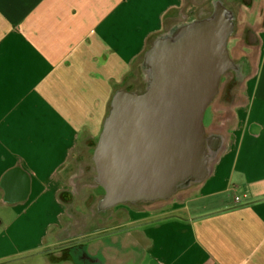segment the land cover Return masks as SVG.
Wrapping results in <instances>:
<instances>
[{"label": "crops", "instance_id": "crops-1", "mask_svg": "<svg viewBox=\"0 0 264 264\" xmlns=\"http://www.w3.org/2000/svg\"><path fill=\"white\" fill-rule=\"evenodd\" d=\"M185 2L0 0V264L40 250L50 264H70L54 261L68 225L50 244L6 248L42 225L47 204L53 225L63 224L59 171L97 144L115 92L128 88L152 39L185 18ZM254 2L242 24L261 28L260 55L231 107L212 112L226 139L212 174L161 210L123 221L138 222V250L116 236V248L89 250V264H264V0Z\"/></svg>", "mask_w": 264, "mask_h": 264}, {"label": "water", "instance_id": "water-1", "mask_svg": "<svg viewBox=\"0 0 264 264\" xmlns=\"http://www.w3.org/2000/svg\"><path fill=\"white\" fill-rule=\"evenodd\" d=\"M214 2L207 16L175 20L152 39L138 65L144 90L115 92L93 153L98 211L168 202L212 174L226 139L208 132L205 115L236 67L237 27L226 1Z\"/></svg>", "mask_w": 264, "mask_h": 264}, {"label": "rangeland", "instance_id": "rangeland-1", "mask_svg": "<svg viewBox=\"0 0 264 264\" xmlns=\"http://www.w3.org/2000/svg\"><path fill=\"white\" fill-rule=\"evenodd\" d=\"M193 1L195 2V5H199L201 9L203 6L207 5L205 4L207 0L206 1L186 0L184 7L182 6L183 8H185L182 14L183 13L184 15L186 14V8ZM225 1L229 5L231 4L235 7L237 25L238 27L241 26V31L243 32L242 34L235 33L234 36L230 39L229 50L231 56L234 59V56L236 57L238 50L245 51V53L248 54L247 56L250 57V62L253 69L260 55L259 45L261 42V35L259 31L261 30V28H255L250 25L252 27V29H250L248 28L247 24H242V23H246V18L248 15V14L246 15L244 8H246V6L255 8L256 7L255 2L254 0H225ZM206 14H208V12ZM206 14L203 13L201 15L205 16ZM250 15L252 18H254L253 14ZM262 24H264V21ZM247 45L251 46L252 48L251 49L246 48ZM141 60L142 58L140 59L139 63L141 62ZM137 67L132 72V75H134L133 79H131L132 81L136 80V78L138 81V75L136 74ZM226 79L227 77H225V79L221 81V87H220L221 89H223L222 87L224 86L225 84L224 81ZM214 108H215V104L213 103L209 106L205 115V126L208 132L220 128V121L218 120L220 119V117L216 120L215 118L211 120L212 112L214 111ZM223 115L224 113L221 114L220 116L222 117ZM228 115L229 113L225 114L226 117H228ZM221 124L225 126V123L222 122ZM95 146L94 147L92 146L90 147L89 145L84 146L78 155H74L70 157L69 161L66 163V165H64V167L58 173L59 180L62 183V187H63V190L60 194V200L62 206L64 207V214L66 212L68 214V216L66 215L65 217L64 215V217L62 218L63 224L59 223L57 226L53 225L55 222L53 218V214H51V210H53V207L51 204H47V208H46L47 217L43 220L42 225H32L30 230L26 231L27 233L25 234V238L18 237L13 239V241L8 242L7 245L8 248H6V252L19 251L25 248H29L30 246L39 244L40 242L45 243L48 241V244H50L53 242L52 236L53 237L56 236L57 239H59V232H61L62 230L68 231L69 229L73 234V232L75 231L77 232L76 229L77 225L82 222V221L79 222L78 219L81 218L83 215H89L92 214L93 211H95V209L97 208L96 206L98 200L102 197L104 193L103 189L101 187L96 186L93 183L82 184V183H77V181L75 180L81 175L88 174L87 170L89 169L90 172L94 173L93 176L96 175L95 172L96 170L91 157L92 153L94 152L93 150L95 149ZM191 190L187 193L188 194L191 193L192 192ZM168 202H163L162 205H157L156 207L152 208L153 210H149V211L155 212L157 210H161L165 205H167L166 203ZM121 207L122 206L112 209L110 220L107 219L104 221L103 219L102 220L100 219L98 220L99 224L105 228H108L109 231H112L115 229V226L120 224V222L123 221L124 223L129 222V214H126V211L124 209H120ZM1 213L2 211L0 208V217H1ZM117 215L120 219L119 220L120 222L115 221ZM133 217L138 218V215H134ZM66 218L68 219V222H66ZM61 225L63 226V228L61 227ZM67 225H68V229L66 228ZM4 227L7 226H3L0 224V232L4 229ZM44 231L46 233L45 240H44ZM130 237L131 238L129 240L126 239L128 241V242L126 241V243H129L131 240L133 241L135 240L133 236ZM138 241H141L139 237H138ZM5 244H7V242H5ZM69 249H71L70 253L72 255V253H74L72 247ZM43 252L44 250H40V251L32 252L30 254H25L24 256H22V258H19L17 261L8 264H50V261L43 259V254H42ZM128 264H138V263L129 261Z\"/></svg>", "mask_w": 264, "mask_h": 264}, {"label": "flooded vegetation", "instance_id": "flooded-vegetation-1", "mask_svg": "<svg viewBox=\"0 0 264 264\" xmlns=\"http://www.w3.org/2000/svg\"><path fill=\"white\" fill-rule=\"evenodd\" d=\"M214 1L215 0H207V2H205V4L207 5L203 6L202 9L199 7V5H195L194 1L191 2V4L186 8L185 18L183 19L207 16L212 11L215 5ZM226 4L229 9H232L233 11L236 10L233 5L231 4L229 5L227 2ZM207 12L208 14H206L205 16H201V14L207 13ZM235 33H238V34L243 33L241 31V26L238 27L237 25ZM246 48L251 49L252 47L247 45ZM247 55L248 54L245 53V51L238 50L236 57L234 56L236 67L232 69L230 72H228L223 77V79H225V77H227V79L224 81L225 84L222 87L223 89L220 88V92L217 98L215 99V101L213 102L215 105H220L226 108H230L231 105L236 101L237 97H239V92L244 87L245 76H247L253 70L251 66V62H250V57ZM136 73H138V68H137ZM142 81L145 83L144 78L138 73V81L130 80L128 82V88L132 89L130 88V86L132 85L137 86L138 83H142ZM209 133L219 134L221 133V131L220 129H214L210 131ZM87 173L88 174L81 175L80 177L76 178L75 180L77 181V183H82V184L93 183L94 184V181H93L94 176H95V175L93 176L94 173L90 172V169L87 170ZM197 186L198 184L193 185L188 190L194 189ZM162 204L163 203H156V204H151V205H140V206L138 205L122 206L120 209H124L126 211V214H129V219H130V218H134L133 217L134 215H138V213H141V211L149 212V210H153L152 208L156 207L157 205H162ZM111 211L112 210L102 213L98 211L97 209H95V211H93L92 214L83 215L81 218H79L78 221L79 222L82 221V222L77 225V228H76L77 232L75 231L72 235L68 236L66 240L67 242L57 247L58 250L56 252H62V254L60 256H56L54 258V261H59L61 263L64 261L68 263L70 261V264H78L77 262H71V258H72L71 253H70L71 249H69L71 247L74 250L73 254H76L79 256L81 255V257H83V258L79 257V261H81V263L79 264L85 263L84 259H86V256H88L87 258L89 260H93L94 257L91 256L88 253V251L90 249H95L97 253L96 255L99 256L101 251H103V249L106 248V244H109L107 246L108 248H116L117 242L114 236H117V238L121 240H123L124 238L129 240L131 238L130 236H133L135 240L134 241L131 240V242H129L128 245L123 248H125V250L127 249V251H130L133 249L137 250L138 249V228H139L138 222L135 224H130V225L124 224L123 222L119 221L120 219L117 215L115 221H119L120 224L115 226L114 230L109 231L108 228H105L99 224L98 220L100 219L101 220L103 219L104 221L107 219L110 220ZM115 232H119L117 233L118 235H115ZM106 263L108 264V261L105 262L104 264Z\"/></svg>", "mask_w": 264, "mask_h": 264}, {"label": "trees", "instance_id": "trees-1", "mask_svg": "<svg viewBox=\"0 0 264 264\" xmlns=\"http://www.w3.org/2000/svg\"><path fill=\"white\" fill-rule=\"evenodd\" d=\"M204 14H206V13H204ZM202 16V15H201ZM138 68V67H137ZM137 75H138V73H136ZM136 80H137V78H136ZM130 88H132V89H130V90H137V91H142V90H144L145 89V83L142 81V83H138V85L136 86H130ZM129 89V88H128Z\"/></svg>", "mask_w": 264, "mask_h": 264}, {"label": "built area", "instance_id": "built-area-1", "mask_svg": "<svg viewBox=\"0 0 264 264\" xmlns=\"http://www.w3.org/2000/svg\"><path fill=\"white\" fill-rule=\"evenodd\" d=\"M239 200H240L239 198H236V202H239Z\"/></svg>", "mask_w": 264, "mask_h": 264}]
</instances>
